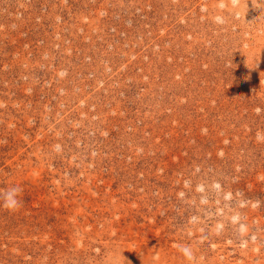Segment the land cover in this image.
<instances>
[{"label": "rangeland", "instance_id": "374dc122", "mask_svg": "<svg viewBox=\"0 0 264 264\" xmlns=\"http://www.w3.org/2000/svg\"><path fill=\"white\" fill-rule=\"evenodd\" d=\"M12 185L0 264H264V10L0 0Z\"/></svg>", "mask_w": 264, "mask_h": 264}, {"label": "clouds", "instance_id": "9594fccd", "mask_svg": "<svg viewBox=\"0 0 264 264\" xmlns=\"http://www.w3.org/2000/svg\"><path fill=\"white\" fill-rule=\"evenodd\" d=\"M252 6L264 10L261 7L264 4V0H251ZM23 189L20 186L12 185L2 191H0V207H3L9 212H16L23 206V201L21 199ZM184 254L191 259V252L189 249H182Z\"/></svg>", "mask_w": 264, "mask_h": 264}]
</instances>
